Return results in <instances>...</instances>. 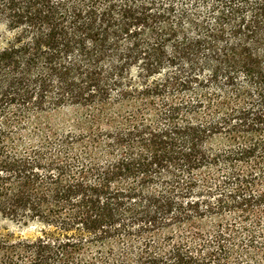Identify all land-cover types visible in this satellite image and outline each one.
<instances>
[{"label":"trees","instance_id":"obj_1","mask_svg":"<svg viewBox=\"0 0 264 264\" xmlns=\"http://www.w3.org/2000/svg\"><path fill=\"white\" fill-rule=\"evenodd\" d=\"M0 264H264V0H0Z\"/></svg>","mask_w":264,"mask_h":264},{"label":"rangeland","instance_id":"obj_2","mask_svg":"<svg viewBox=\"0 0 264 264\" xmlns=\"http://www.w3.org/2000/svg\"><path fill=\"white\" fill-rule=\"evenodd\" d=\"M10 226L17 234H21L23 236L32 237L37 233L34 227H18L15 224H11Z\"/></svg>","mask_w":264,"mask_h":264}]
</instances>
